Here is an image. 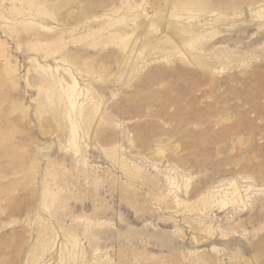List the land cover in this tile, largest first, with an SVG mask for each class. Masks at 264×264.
I'll use <instances>...</instances> for the list:
<instances>
[{"label":"rangeland","instance_id":"374dc122","mask_svg":"<svg viewBox=\"0 0 264 264\" xmlns=\"http://www.w3.org/2000/svg\"><path fill=\"white\" fill-rule=\"evenodd\" d=\"M0 264H264V0H0Z\"/></svg>","mask_w":264,"mask_h":264}]
</instances>
